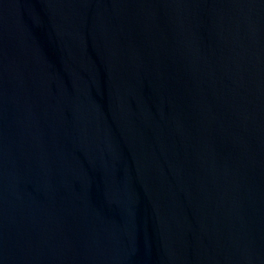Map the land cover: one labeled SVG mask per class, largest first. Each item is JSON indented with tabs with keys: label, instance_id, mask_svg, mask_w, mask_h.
Here are the masks:
<instances>
[{
	"label": "water",
	"instance_id": "water-1",
	"mask_svg": "<svg viewBox=\"0 0 264 264\" xmlns=\"http://www.w3.org/2000/svg\"><path fill=\"white\" fill-rule=\"evenodd\" d=\"M117 264H264V0H13Z\"/></svg>",
	"mask_w": 264,
	"mask_h": 264
}]
</instances>
